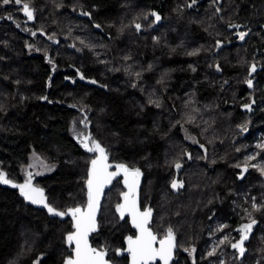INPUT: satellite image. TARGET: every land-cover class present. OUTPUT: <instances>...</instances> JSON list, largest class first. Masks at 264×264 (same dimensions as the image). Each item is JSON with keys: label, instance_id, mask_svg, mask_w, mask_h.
<instances>
[{"label": "trees", "instance_id": "obj_1", "mask_svg": "<svg viewBox=\"0 0 264 264\" xmlns=\"http://www.w3.org/2000/svg\"><path fill=\"white\" fill-rule=\"evenodd\" d=\"M238 22H264V0H0V172L20 184L34 155L50 167L30 178L47 203L84 207L89 131L110 163L141 171L140 205L154 233L172 229L173 264H264V92L238 105L263 44L223 49ZM121 191L105 193L92 236L113 259L130 232L114 211ZM253 220L241 254L236 229ZM71 231L0 183V264H63Z\"/></svg>", "mask_w": 264, "mask_h": 264}, {"label": "snow or ice", "instance_id": "obj_2", "mask_svg": "<svg viewBox=\"0 0 264 264\" xmlns=\"http://www.w3.org/2000/svg\"><path fill=\"white\" fill-rule=\"evenodd\" d=\"M9 2L10 0H3L5 5ZM20 2L21 0H15L16 4H20ZM23 11L29 20L33 19V13L28 4L23 5ZM153 15L156 20L160 19L155 13ZM140 27L139 24L136 25L137 30ZM239 36L243 40L245 33L241 32ZM251 71H255V66L252 67ZM248 85L251 87L250 80ZM81 143L88 152L98 153L96 158L91 160V166L88 169V179L86 181L88 200L86 208L76 207L69 209L66 213L57 211L46 202L42 189L32 187L30 178L24 184L12 185L19 188L20 194L25 200L30 201L32 204L43 205L50 214L61 217L70 215L72 217L75 231L67 234L65 241L69 245L74 244V248L72 249V254L65 258L64 264H107L104 259L105 253L92 248L88 243V237L89 233L96 230L95 215L99 204L100 192L121 172L124 174V183L128 188V192L123 194L124 203L116 205V211L121 218L124 217L125 213L131 216L132 225L138 231V235L134 239L132 237L127 238V252L131 256V264H152L157 259L162 261V264H169L172 258V250L175 247L172 229L169 228L166 236L157 241V236L147 227L152 214L151 209H145L141 212L137 207L135 188L139 182L140 170L129 169L127 166L119 164L115 166L116 171L109 172L110 165L107 163L108 156L105 149L95 140H90L89 137H84ZM260 147H264V145ZM248 159L251 160L254 157H249ZM175 167L179 169L180 164L177 163ZM255 167H258L261 173L264 174V166L255 165ZM244 170L247 171V167ZM0 183L9 184L11 181L5 177L4 173L0 172ZM172 187L175 189L180 187V185L174 180ZM253 208H256L255 204H253ZM253 224H255L254 220L249 224L242 225L239 229L241 232L240 240L232 244V247L238 249L241 254L244 252L243 243L248 239V233L251 231ZM156 243H159L158 248L154 247ZM212 254L211 252L209 253V255Z\"/></svg>", "mask_w": 264, "mask_h": 264}, {"label": "flooded vegetation", "instance_id": "obj_3", "mask_svg": "<svg viewBox=\"0 0 264 264\" xmlns=\"http://www.w3.org/2000/svg\"><path fill=\"white\" fill-rule=\"evenodd\" d=\"M225 30H227L229 32V35L225 36V38L222 40V48L225 49V50L229 49V47H231V45H233V44L242 45V44H249L250 42H256V41H259L261 44H263L262 48L256 49L254 54L250 56L251 57L249 59L250 63L247 62V63L244 64L245 65V69H246L245 78H244V81H243L245 92H244V95L240 98L242 100V102L240 104H238L239 107L241 109H244V110L254 109V108H256L258 106V104H260L258 102V98H259L258 94L260 92H264V35H263V38L259 39L260 36H262V34H264V22H254V23L238 22V23H232V24H229V25H225ZM241 32L245 33V36H244L243 40H241L240 36H239V34ZM242 66H243V64L242 65L240 64L238 69H237L238 70L237 73H236L237 77L239 76V73L243 69ZM253 66H255V71H251ZM249 80L251 81V87H249V85H248V81ZM261 105H263V103H261ZM256 140L264 141V132H259L257 134V136H256ZM263 162H264V160H263ZM255 165L261 166L262 164L261 163H256ZM243 172H245L244 169L239 171V173H238L239 179H240V176H241V174ZM263 177H264V174H263ZM117 181L119 182V184L122 187V191L119 194V202H120V195L124 192V188H123V186L121 184V179H118V180L114 181L113 184L115 182H117ZM176 182L178 183V181H176ZM113 184H112V186H113ZM141 186H142V184H141ZM171 189L176 191L178 188L174 189L172 187V183H171ZM108 190H106V192ZM140 190H141V188H140ZM104 196H105V194H104ZM257 198H258L257 194H254L253 195V201H254L255 205H256ZM139 204H140V191H139ZM116 205H115V207H116ZM115 207H114V211H115ZM146 208H149V207L146 206V207L142 208L141 205H140V210L143 211ZM100 211H101V209H100ZM115 214H116V212H115ZM116 216H117V214H116ZM98 218H99V216H98ZM117 218L119 219V222H124V221L128 222V225H129V228H130V232L127 233L124 236V238L122 239V246L117 247L115 249V252H114V258L115 259H113L112 256L110 255V249H108V247H105L103 244H100L99 246H97L96 243H94V244L92 243V236L94 234H96L97 231L90 236V239H89L90 246L92 248L97 249L98 251H103L105 253V258L104 259L107 262V264H129V259H130L129 258V253L128 254L125 253L126 245H125L124 241H125L126 237L135 238L136 237V232L132 229V227H131V225L129 223V218L128 217H125L124 220H122V221L120 220V218L118 216H117ZM97 222H98V219H97ZM244 224H249V223H244ZM244 224H241L236 229V232L239 235V240H240V236H241V232L239 231V229ZM150 225H151V222L149 224V227H150ZM256 225L257 224H256V221H255V224L252 225L251 230L254 227H256ZM97 230H98V228H97ZM153 234L157 236L158 240H160V239H163L166 236L167 231L165 232L164 235H158V234H156L154 232H153ZM173 236H174L175 249L173 251V257H172L171 264L176 262L177 250H178L177 249L175 235L173 234ZM155 247H158V245L156 244ZM68 251H69V256H70L72 254V247L68 248ZM117 260H118V262L116 263ZM152 264H162V262L160 260H157V261H155Z\"/></svg>", "mask_w": 264, "mask_h": 264}, {"label": "water", "instance_id": "obj_4", "mask_svg": "<svg viewBox=\"0 0 264 264\" xmlns=\"http://www.w3.org/2000/svg\"><path fill=\"white\" fill-rule=\"evenodd\" d=\"M155 13V15L156 16H159L160 17V19L159 20H156V18H155V16L153 15V13H151L150 14V17H152L153 18V20H154V24L155 25H159L161 22H162V17L158 14V13H156V12H154ZM86 137H89L90 138V136H89V131L87 132V135H86ZM85 151L87 152V153H90V154H92V155H94L95 154V157H94V159L96 158V156L98 155V153H92V152H88L86 149H85ZM108 156V155H107ZM107 163L110 165V167H109V172H114V171H116L117 169H116V165H119V164H116V163H110L109 162V156H108V161H107ZM124 165V164H123ZM91 166V162H90V164H89V167ZM126 166V165H125ZM89 167H88V169H89ZM128 167V166H127ZM129 169H135V168H130V167H128ZM142 173H141V171H140V176H139V182H138V184H137V186H136V188H135V198H136V203H137V207L139 208V210H140V204H139V191H140V188H141V184H142ZM87 179H88V172H87ZM87 179H86V181H87ZM118 179H121V184H122V186H123V188H124V192L120 195V202L118 203V204H123L124 203V193H127L128 192V188L125 186V183H124V174H123V172H121L120 173V175H118L117 177H115L113 180H112V182L111 183H109V184H107L104 188H103V190L100 192V195H99V204H98V206H97V208H96V215H95V220H96V230L94 231V232H91V233H89V237H88V243H89V245H90V242H89V239H90V236L93 234V233H95L96 231H97V228H98V222H97V219H98V216H99V213H100V209H101V203H102V200H103V198H104V194H105V192H106V190H108V189H110V187L112 186V184H113V182L114 181H116V180H118ZM26 181H23L22 183H20V184H24ZM13 184H16V185H19V184H17V183H9V184H5V186H8V187H10V188H13V189H17L18 190V192H19V194H20V190H19V188L18 187H13L12 185ZM31 185H32V187H34V188H38V189H41L40 187H38V186H35L33 183H32V181H31ZM85 188H86V203H85V206L84 207H81V208H86V206H87V200H88V189H87V185H86V183H85ZM43 190V189H42ZM43 193H44V190H43ZM20 196L24 199V197L20 194ZM44 197H45V199H46V196H45V194H44ZM24 201H25V203H27V204H30V205H32L33 207H39V208H42V209H44L45 211H46V213L49 215V216H52V217H57V218H59V219H67V218H69L70 220H71V222H72V232H74L75 231V229L73 228V220H72V217L70 216V215H65V216H63V217H61V216H56V215H53V214H50L48 211H47V209L46 208H44L43 207V205H40V204H32L30 201H27V200H25L24 199ZM46 202H47V199H46ZM146 209H149V208H146ZM141 212H143L142 210H140ZM115 212H116V214H117V216L120 218V220L122 221V220H124V218L125 217H128L129 218V223H130V225H131V227H132V229L136 232V235H138V231H137V229L135 228V227H133V225H132V222H131V216H129L127 213H125V215H124V217L123 218H121V216H120V214L116 211V207H115ZM66 213V212H65ZM151 213H152V211H151ZM151 219H152V214H151V217L149 218V223H148V225H147V227L150 229V227H149V224H150V222H151ZM151 230V229H150ZM152 231V230H151ZM71 233V232H70ZM69 234V233H68ZM66 236H67V234H66ZM66 236H65V238H66ZM127 238L128 237H126L125 238V241H124V243H125V245H126V251H125V253H127L128 254V252H127ZM134 239V238H133ZM157 241H159L158 239H157ZM65 244H66V246L68 247V248H70V247H72V249L74 248V244L73 245H69V244H67L66 243V241H65ZM157 245H158V247H159V243H156ZM155 244V245H156ZM155 245H154V247H155ZM174 245H175V243H174ZM157 247V248H158ZM174 249H175V247L173 248V250H172V257H173V251H174ZM104 258H105V256H104ZM129 264H131V256H130V254H129ZM157 260H159V259H157ZM156 260V261H157ZM65 261V260H64ZM171 261H172V258H171V260L169 261V264H171ZM155 262V261H154ZM154 262H152V263H154ZM162 262V261H161ZM63 264H64V262H63Z\"/></svg>", "mask_w": 264, "mask_h": 264}, {"label": "rangeland", "instance_id": "obj_5", "mask_svg": "<svg viewBox=\"0 0 264 264\" xmlns=\"http://www.w3.org/2000/svg\"><path fill=\"white\" fill-rule=\"evenodd\" d=\"M185 137L188 141L193 140V138L187 132H185ZM49 169V166L45 165L39 158L33 155L30 158L28 167L24 170V177L27 181L32 175H42L48 172Z\"/></svg>", "mask_w": 264, "mask_h": 264}]
</instances>
